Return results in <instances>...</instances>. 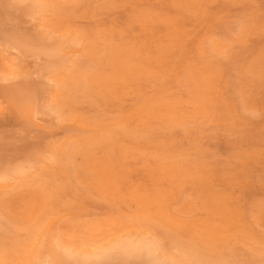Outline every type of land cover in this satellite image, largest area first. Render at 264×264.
I'll list each match as a JSON object with an SVG mask.
<instances>
[{"label": "rangeland", "instance_id": "1", "mask_svg": "<svg viewBox=\"0 0 264 264\" xmlns=\"http://www.w3.org/2000/svg\"><path fill=\"white\" fill-rule=\"evenodd\" d=\"M0 264H264V0H0Z\"/></svg>", "mask_w": 264, "mask_h": 264}, {"label": "bare ground", "instance_id": "2", "mask_svg": "<svg viewBox=\"0 0 264 264\" xmlns=\"http://www.w3.org/2000/svg\"><path fill=\"white\" fill-rule=\"evenodd\" d=\"M38 2V1H37ZM16 73V72H15ZM132 85V84H131ZM88 100V99H87Z\"/></svg>", "mask_w": 264, "mask_h": 264}]
</instances>
